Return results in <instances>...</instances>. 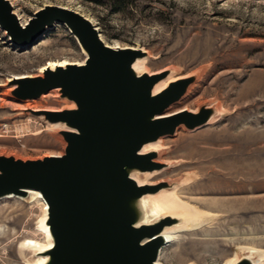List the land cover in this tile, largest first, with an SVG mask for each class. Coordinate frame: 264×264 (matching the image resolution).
Masks as SVG:
<instances>
[{
	"label": "rangeland",
	"instance_id": "rangeland-1",
	"mask_svg": "<svg viewBox=\"0 0 264 264\" xmlns=\"http://www.w3.org/2000/svg\"><path fill=\"white\" fill-rule=\"evenodd\" d=\"M8 1L22 25L45 5L63 6L88 18L105 44L143 50L146 72L193 76L191 88L167 112L199 111L202 105L216 110L203 126L189 130L181 124L160 137L159 163L166 165L148 181H183L175 187L178 199L207 219L199 229L175 234L162 248L160 263L224 264L240 246L264 250V0ZM84 59L64 24L54 23L36 43L24 47L14 46L0 27V156L35 160L64 153L60 131L37 111L61 110L66 99L54 88L42 99L21 100L10 83L14 77L39 75L49 62ZM238 185L240 195L262 197L260 209L231 216L204 207L223 197L209 191ZM31 200L0 199V264L35 260L28 249L20 254L19 244L25 239L43 242L39 223L46 218L48 203Z\"/></svg>",
	"mask_w": 264,
	"mask_h": 264
},
{
	"label": "water",
	"instance_id": "water-1",
	"mask_svg": "<svg viewBox=\"0 0 264 264\" xmlns=\"http://www.w3.org/2000/svg\"><path fill=\"white\" fill-rule=\"evenodd\" d=\"M54 23H64L87 52L84 64L16 80L12 94L32 99L58 88L60 96L74 101L77 108L37 113L49 122L64 121L76 131H60L66 146L59 156L26 161L0 156V198L22 194L24 189L42 194L55 242L52 264H154L162 244L156 235L170 219L131 225L132 210L121 208V202L155 186H138L124 167L159 168L151 154L138 153L142 144L173 134L181 124L189 130L203 126L213 110L167 112L194 77L171 82L151 95L152 85L165 74L137 76L131 64L144 52L105 44L79 12L45 5L22 25L10 2L0 0V27L14 46L36 43Z\"/></svg>",
	"mask_w": 264,
	"mask_h": 264
},
{
	"label": "bare ground",
	"instance_id": "bare-ground-1",
	"mask_svg": "<svg viewBox=\"0 0 264 264\" xmlns=\"http://www.w3.org/2000/svg\"><path fill=\"white\" fill-rule=\"evenodd\" d=\"M61 24H64V23H61ZM66 28L68 29L70 34L76 39V37L71 33V31L69 30V28L67 26H66ZM77 43H78V41H77ZM79 46H80V44H79ZM80 49L86 58L87 52L81 46H80ZM145 58L146 57H144V55L141 57H136L131 64V69L137 76L142 75V74H147V75H161L163 73L165 74L162 78L157 80L152 85L151 91H150L151 95H154V94L161 92L171 82H174L176 80L187 77V76L179 77V78L175 77V72L173 73V70H164L161 73L158 72L156 74H150L144 70V65H145V61H146ZM84 61H85V59L81 63L62 62L59 64H52L51 62H49V63H47V65L41 67L42 69H40L38 71L39 75H37V76H43V73L45 72V70H54L57 67H63L64 68L68 64L83 65ZM202 72H203V70H202ZM25 77H29V76L14 77L12 79V82L10 83V89L12 88V86H14V89L17 87V81L16 80H19V79H22ZM190 84L187 85V88H186L184 94L186 93V91H188L191 88L192 85H190ZM252 88H253V86H252ZM56 89L58 90V93L60 94L59 89L58 88H56ZM252 92H253V89H252ZM56 94L57 93L54 92V95H56ZM43 96L44 95H42L41 97L39 96V97L42 99ZM63 98L66 99V100H63V102L65 104L64 107L61 110H56V111L74 110L77 108L74 101L68 100L66 97H63ZM28 105L34 106L32 103H28ZM208 105H209V103H208ZM204 106L205 105H202V107H204ZM183 110H186V111L192 112V113L198 112L197 110L192 111L189 109H181V110L175 111L172 114H175L177 112H181ZM39 111H41V110H39ZM45 111H54V110H45ZM215 111L216 110H213L212 115L208 118L206 123H209L212 120V117L214 116ZM168 115H170V114H168ZM50 123H52V124H50V127L52 129H57L59 131H76L75 128L70 127L64 121H56V122H50ZM159 141H160V137H158L157 139H155L153 141H149V142L142 144V146L138 150V153L139 154H151L152 156H151L150 160L152 162L159 163L160 155H159V153H157V150L160 149V142L161 141L160 142ZM14 159H16V158H14ZM22 161H26V160H22ZM159 164H160L159 168L153 169L151 171H140V170L133 168V167H131V168L124 167V171L126 170L127 176L132 178L138 186L149 185V186H156V187L153 191H148V192L140 195L139 197L129 198V199L121 202V208L127 207V208H130L132 210L133 221L131 222V225H133L135 227L142 225V224L153 225V224H156L163 219H166V218L170 219V223L163 225L160 232L156 235L157 237H160L162 244L160 247V251L158 253V258L154 261V264H162L159 261V256H160V253L162 251V248L165 245H167L171 240L173 241L175 234L180 233V232H187L189 230L199 229L200 227H202L203 225L206 224V220H207L206 215L204 213H202L201 211H199L196 207L188 205V204H186V203H184L178 199V197L176 195V190H177V188H180L184 185L183 181H177L175 183L174 182L168 183L165 181V182L159 183L158 185H153V183L148 181L152 176L160 173V172H158V173H154V172L161 170L166 165L164 163H159ZM151 173H153V174H151ZM233 174H235V173H233ZM233 179H235V178H233ZM245 179L246 178H244V180ZM225 180L226 179L224 178V181ZM221 181H223V180H221ZM227 181L228 180H226L225 182H227ZM247 181H244V182H247ZM185 184H187V183H185ZM179 185H181V186H179ZM177 186H179V187H177ZM226 186H227V184H226ZM234 186H235V184H234ZM175 187H177V188H175ZM241 188H242V186H241ZM257 190H259V189L257 188ZM262 190H264V189H262ZM38 192L39 191L35 190V189H24L22 194H7V195L1 197L0 199L6 198V197L9 198L10 196H15V197H19V198L22 197V199H25L27 197L30 200L31 199H33V200L37 199L39 201L42 199L45 201L42 194L40 192H39L40 193L39 194ZM209 192L214 193V194H218V195H223V197L221 199H217L214 202L206 203L204 205V207L208 210H211V211L225 210V211L229 212L231 216H243V215L250 213L253 209L259 208L258 207V206H260L259 202L261 201L260 198H262V197L252 198V197H245L243 195H240L242 192L240 189V186L237 188H233V190H227V191H223V190L213 191L212 190ZM23 197H25V198H23ZM33 200H31V201H33ZM262 202H263V200H262ZM46 205L48 207V204H46ZM47 219H48V208L46 210V218L43 220V222H41V220H40V223H39L40 232L42 231L44 233V236L42 235L43 242H39L36 239L35 240L34 239H25L22 241L21 244H19L20 245V249H19L20 254H22L24 249H28L32 252V254H34L35 260H33L34 259V257H33V259H31V260H33L34 262L31 264H52L53 263V256L51 254V251L55 246V242H54L53 236L49 230V225L47 223ZM31 260H29V261H31ZM242 261H247L249 264H264V250H256V249L251 248L250 246L249 247L240 246L236 249L233 256L230 259H228L227 261H225L224 264H238Z\"/></svg>",
	"mask_w": 264,
	"mask_h": 264
}]
</instances>
